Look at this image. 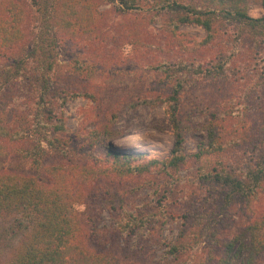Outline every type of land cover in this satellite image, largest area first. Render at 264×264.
I'll use <instances>...</instances> for the list:
<instances>
[{
    "label": "rangeland",
    "instance_id": "rangeland-1",
    "mask_svg": "<svg viewBox=\"0 0 264 264\" xmlns=\"http://www.w3.org/2000/svg\"><path fill=\"white\" fill-rule=\"evenodd\" d=\"M90 1L102 14L95 25L101 34L100 46L64 42L58 50L61 66L57 81L63 90L79 95L62 111L66 131L61 135L68 149L64 159L110 170L94 185L93 190L98 189L101 195L88 192L91 201L96 199L95 206H89L97 219L95 229L107 234L106 241L132 261L217 264L215 259L223 254V243L264 211V182L263 189L251 198L237 197L222 206L221 189L198 178L217 161L238 168L241 158L251 152L252 145L232 144L233 134L229 132L246 130L253 138L254 129L264 123V39L240 25L219 21L215 24L219 32L215 41L204 44L203 28L185 24L177 33L194 47L183 53L172 48L161 28L165 11L161 19L147 6L139 13L121 15L102 0ZM248 14L259 18L264 16V10L260 4L250 3ZM133 16L144 18L141 46L146 49L139 51L134 50L131 39L122 35V24ZM8 54L0 57V65L11 62ZM76 59L86 62L84 65L94 63L95 74L77 73ZM160 63L166 64L157 67ZM168 64L187 68L178 76L184 87L179 116L188 125L184 141L188 161L178 171L150 165L143 173L131 171L127 177L117 176L110 167L111 158H105L108 152L131 158L133 167H144L153 160L163 162L170 156L174 137L158 99L177 83V73L166 70ZM20 88L19 80L11 91L20 95ZM36 102L35 98L22 102L10 107L8 115L0 116L9 122L14 113L17 121L23 118L28 125V120L33 119L29 105L33 108ZM210 137L217 138L227 152L221 157L208 154L195 158ZM1 151L0 171L34 174L28 161L6 149ZM52 160L54 157H48L47 162ZM118 217H130L132 222L145 217L148 233L141 237L142 229L133 238L122 237L116 230ZM180 241L184 245L182 254L177 259L166 258L167 245ZM258 264H264V254Z\"/></svg>",
    "mask_w": 264,
    "mask_h": 264
},
{
    "label": "trees",
    "instance_id": "trees-1",
    "mask_svg": "<svg viewBox=\"0 0 264 264\" xmlns=\"http://www.w3.org/2000/svg\"><path fill=\"white\" fill-rule=\"evenodd\" d=\"M102 2L110 4L121 15L139 13L147 6L161 19L165 11L161 28L172 48L183 53L194 47L177 33L179 26L185 24L203 28L204 44L215 41L219 33L215 24L219 21L240 25L249 29L253 36L264 39V16L254 18L248 14L250 3L260 4L264 10V0ZM93 3L90 0H0V57L9 53L12 59L0 65V115H8L12 112L8 111L10 107L22 102L37 100L33 108L29 103L33 119L28 120V125L23 118L17 121L14 113L9 122L0 116V154H3L1 149H6L20 160L28 161L34 170V174L29 175L0 171V249L3 252L0 264H146V261H132L121 254L112 242L106 241L107 234L95 229L97 219L89 206H95L96 199L91 201L88 192L100 194L98 189L93 190L94 185L99 182V177L110 172L108 167L77 165L64 159L68 149L66 139L61 135L66 131L62 111L67 102L79 95L59 87L58 50L68 40L99 48L101 34L95 25L99 24L102 14ZM143 19L133 16L122 24V35L131 39L136 51L146 49L141 46ZM74 62L78 63L76 69L73 68L77 73L95 74L94 63L84 65L86 62L78 59ZM165 64L160 63L157 67ZM180 65L168 64L166 70L177 73V83L169 93L158 98L174 137L170 156L163 162L153 160L144 167H133L131 158L108 152L105 158H111L115 167L113 163L110 167L117 176L127 177L131 171L143 173L150 165L178 171L187 163L184 141L188 125L179 116L184 87L178 76L187 68ZM19 80L21 94L15 95L11 87ZM229 133L233 134L232 144L252 145L248 157L241 158L238 168L217 161L216 166L205 170L208 172H200L198 178L221 189L224 194L222 206L237 197L251 198L264 182V123L254 129L253 138L246 130L234 129ZM227 147H231L230 144ZM226 152L217 138L210 137L208 145L194 157L199 159L208 154L221 157ZM48 157H54L56 161L47 162ZM110 176L106 178L109 180ZM117 219L116 230L124 238H133L142 229L141 237L148 233L145 217L134 222L130 217ZM166 248L165 257L173 260L182 254L184 245L181 241L174 242ZM222 249L223 254L215 259L217 264H258L264 254V211L232 239L225 241Z\"/></svg>",
    "mask_w": 264,
    "mask_h": 264
}]
</instances>
